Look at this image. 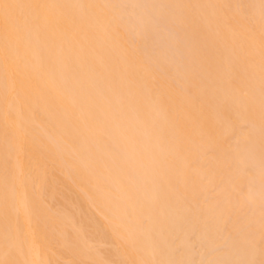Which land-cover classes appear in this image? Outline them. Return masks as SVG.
<instances>
[{"label":"bare ground","instance_id":"6f19581e","mask_svg":"<svg viewBox=\"0 0 264 264\" xmlns=\"http://www.w3.org/2000/svg\"><path fill=\"white\" fill-rule=\"evenodd\" d=\"M114 1L0 0V264H264V1Z\"/></svg>","mask_w":264,"mask_h":264},{"label":"rangeland","instance_id":"374dc122","mask_svg":"<svg viewBox=\"0 0 264 264\" xmlns=\"http://www.w3.org/2000/svg\"><path fill=\"white\" fill-rule=\"evenodd\" d=\"M124 1H125V0H124ZM126 1H127V0H126ZM126 1H125L124 3L122 2V0H119V1H117V2L114 1V2H115L116 5H118V7L121 6V5L118 4L119 2H121V4L123 5V6H122L123 8H121V10H123L124 7H125V5L127 6V2H128L129 0H128L127 2H126ZM130 1H131V2H128V6H129L132 2H134V1L137 3V0H130ZM144 1H145V0H143L142 2H144ZM263 1H264V0H263ZM138 2H139V0H138ZM124 4H125V5H124ZM140 4L142 5L143 3L140 2ZM140 4H139V5H140ZM144 4H145V3H144ZM146 4H147V2H146ZM262 4H263V6H264V2H262ZM137 5H138V4H137ZM141 5H140L139 7H141ZM146 7H147V5H146ZM146 7L144 6L145 9L142 8L143 10H146V11H144L142 14H138L136 11H135V14H134V10H132V11H128L129 14H128V13L125 14V12H126L125 10L122 11V12H124V14H123V16H124V18H123L124 21L127 20L126 22H127L129 25H130L129 22H131V25H130V26H133L134 24H132V21H135V22H134V23H135V26H136V24H138V25L136 26V28L139 27V25H140V27H143V29H145V28L147 27V28L145 29V32L148 31V29L151 30V32L153 31V29L156 30L157 27L155 28V26H154V22H155V20L158 19L159 16H156L155 14H153L155 17H154L153 15H151V16L148 15V14H149V11H148V9H146ZM119 8H120V7H119ZM125 9H126V8H125ZM133 14H134V15H133ZM138 15H140V17H138ZM131 16H132V19H131ZM133 16H135V17H133ZM141 16H142V17H141ZM147 16H148V18H149V16H150L149 20L152 19V20H151L152 22H151L149 25L146 24V23L150 22V21L147 19ZM143 17H146V18H144V20H142ZM134 18H136L137 20L140 18V19H139L140 22H139V20L136 21V19H134ZM130 19H131V20H130ZM133 19H134V20H133ZM160 19H162V17H160V18L157 20V22H156V24H158L157 26L159 27V28L157 29L158 31H159V29L163 26V29L161 28V31H159V33L162 35V37H159V38H164L165 40H166V39H169L170 37H172V38L175 37V38H176V35H177V34H176V32L174 31V28H173L172 26H171V27H170V26H167V27H166V24L164 23L163 19H162V20H160ZM159 20H160V21H159ZM158 21H159V22H158ZM162 21H163V23H162ZM161 23H162L163 25H161ZM142 24H143L145 27H144ZM156 24H155V25H156ZM159 24H160V25H159ZM164 25H165L166 28H164ZM148 26H149V27H148ZM133 27H134V26H133ZM134 28H135V27H134ZM168 28H169V29H168ZM172 28H173V29H172ZM164 29H165V30H164ZM157 30H156V31H157ZM168 30H169V31H168ZM164 31H165V33H164ZM146 33H147V32H146ZM154 33H155V32H154ZM154 33H150V36H151V34L153 35ZM171 33H173L174 36L171 35V36L169 37V35H170ZM147 34H148V33H147ZM163 34H164V35H163ZM155 35L158 36L159 34H158V33H155ZM155 35H154V36H155ZM148 36H149V35H148ZM150 36H149V37H150ZM156 36H155V38H154L155 40H152V41H155L156 43H158V42L156 41V40L158 39V37L156 38ZM159 36H160V35H159ZM164 36H165V37H164ZM167 36H168L169 38H168ZM151 37H152V36H151ZM148 39L150 40V39H152V38H148ZM164 39H161V40L163 41ZM165 40L163 41V43H161V44H163V46L166 45ZM158 41H159V40H158ZM150 42H151V41H150ZM159 43H160V41H159ZM151 44H152V43H151ZM151 46H153V47H154V46H155V47L157 46V47H158V44H155V45L152 44ZM151 46H150V47H151ZM160 46H161V45H160ZM150 49H151V48H150ZM251 162H252V161H251ZM249 163H250V161H249ZM249 165H250V167L252 168L251 164H249ZM254 166H255V167H254ZM256 167H258L257 162H256L255 165H253V169H252V170L256 169ZM252 183H254V182H252ZM250 185H251V184H250ZM253 185H254V184H253ZM256 185H257V184H256ZM257 186H258V185H257ZM247 187L249 188V186H247ZM250 187H251V186H250ZM258 187H259V186H258ZM248 188L245 189V190L247 191ZM251 189L255 190L256 192L251 191ZM251 189L249 188V190L247 191V192L250 191L249 194H250L251 196H250L247 192H246V195L248 194V197H251V198L253 197V199H255V197H256V198L259 199V201H260V198H261L262 196H264V194H263V192H262V191H264V190H262V189L259 188V191H258V193H257V190L254 189L253 186H252ZM261 190H262V191H261ZM259 192H262V193H260L261 195L259 194ZM262 194H263V195H262ZM259 195H260V196H259ZM257 196H258V197H257ZM259 197H260V198H259ZM251 198H250V199H251ZM253 199H252V200H253ZM261 200H264V199L261 198ZM253 201H255V200H253ZM256 201H257V200H256ZM260 204H262V207L264 208V204H263V203H260ZM260 204H259V206H260ZM255 205H257V207H258V204H256V202H255ZM260 207H261V206H260ZM260 207H259V208H260ZM261 209H262V208H261ZM261 209H259V210H261Z\"/></svg>","mask_w":264,"mask_h":264}]
</instances>
